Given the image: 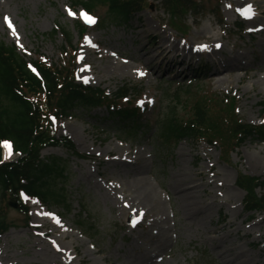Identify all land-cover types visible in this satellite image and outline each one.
<instances>
[{
	"label": "rangeland",
	"instance_id": "obj_1",
	"mask_svg": "<svg viewBox=\"0 0 264 264\" xmlns=\"http://www.w3.org/2000/svg\"><path fill=\"white\" fill-rule=\"evenodd\" d=\"M71 1L6 0L3 7H0V39L8 44H15L28 60L38 57L58 63L65 56L61 53L64 37L61 33L55 37L47 34L57 23L68 26L74 32V37L72 46L66 48L67 56L76 55L77 80L87 85L105 88L111 95L124 84L136 87L138 92L129 95L130 102L133 103L138 97L137 105L142 113L141 122L148 120L151 123L145 124L141 128L142 132L137 131L133 136L123 135L116 129L113 117L107 116L104 107L95 109L89 115L78 113L76 117L55 122L60 135L73 139L70 134H77L79 144L73 141L76 149L83 154L82 157L75 156L61 146H50L42 151L44 157L56 155L68 161L69 179L66 189L71 201V211L66 212L61 206L46 207L37 200H29L22 196V202L29 208L26 214L22 211V205L10 204L17 200L2 201L0 197V207L5 209L7 222L10 224L9 229L0 234V264H45L40 260L41 251L33 247L34 233L36 231L41 233L45 229L37 225L39 221L35 213L43 214L52 223L62 226V230L56 232L55 236L61 238L65 234H73L82 243L81 250L87 249L91 261L96 260L99 264H102V256L113 254V258L118 255L122 260L134 261L139 256L141 248L153 252L162 246L165 248L163 251H167L163 261L152 264H224L213 251L210 241L211 230L232 220L236 222L241 234L248 230L251 232L244 238L237 234L235 226L226 227L219 233L220 235L217 234L224 236L222 242L224 244H220L219 248L223 247L222 245H234L242 252L244 250L251 264H264V236H261L260 228L251 229L254 222L260 219H263L264 224V213L260 211L249 213L244 210L245 190L237 182L240 172L264 178V168L254 170L246 160L248 153L256 152L260 148L264 150V143L249 138L241 147H236L228 157L222 156L218 144L210 145L203 140L184 139L175 148L160 151L159 144L155 142L154 125L159 109L167 101L166 92L173 93L176 90L181 95L182 104L178 107L180 116L185 117L189 114L186 104L192 103L198 96L204 94L217 98L234 96L237 101L238 117L246 122L258 124L262 121L259 102L264 99V83L253 88L256 77L238 82L235 76L238 73H246L244 69L231 72L230 83L221 81L227 73H223L219 78L213 74L212 69L194 70L205 64L204 61L199 65H191L184 74L176 75L177 68L184 69L188 66H178L171 71H165L167 60L161 62L158 59L152 64L156 68V73L152 74L144 61L127 59L116 50L117 47L120 52H133L138 48L141 39L135 28L140 22L139 18L151 23L152 34H158L159 39H163L162 35L165 34L166 39L181 42L184 46L186 43L184 40L190 43L196 40V31L202 26H211L215 33L220 32L217 16L223 14L225 22L223 25L231 30L229 32L224 27V32L230 33L232 39L228 42L225 38L222 43L229 49L233 44H237L239 49L248 52L249 58L247 61L244 59L249 65L248 72L264 76V71L256 69L261 57L254 54L258 52L263 56L264 47L257 39L253 40L246 34L240 38L235 33L239 29L236 22L238 19L241 20L246 14L259 18L253 1L248 0L251 4L250 12L242 11L245 10L240 5L242 0H223L218 9L220 12L212 13L209 9L217 1L205 0L197 14L187 12L175 18L164 10L162 0H148L147 8L136 13L128 24H116L108 20L106 6L94 10L93 15L97 16L100 22L95 23L94 19L93 23H89L81 15L84 10L81 7H72ZM69 9L76 15H70ZM5 16L10 18L15 34L5 22ZM79 23L87 27V34L83 39L80 38L77 26ZM98 50L100 52L96 53ZM104 54L108 56H103ZM107 59L117 60L128 66L109 65ZM140 72L144 74L140 75ZM209 77L212 79H208ZM186 91H189V94H186ZM117 102L123 106L127 105L124 99ZM133 156L139 157L140 165H146L147 169L140 175L153 185L154 194L162 201L160 209L157 210L164 214L166 222L163 226L152 227L149 224L146 227L145 222L149 223L148 219L137 223L134 213L120 209L119 202L123 199L124 193L119 186L133 182L136 177L133 172L135 166L128 162ZM17 157V154L4 156L5 159ZM219 169H227L230 172L229 181L225 182L223 188L215 183L217 177L214 171ZM179 170L189 176L188 181L195 180L202 184V188L200 187L197 192V199L199 201L206 199L209 202L212 221L207 219L197 230L185 228L181 224L182 215L178 209V200L169 188L172 177L179 175ZM234 180L236 186L233 184ZM191 184L190 182L188 185ZM213 200L221 203L220 210L212 203ZM49 213L52 215H48ZM81 213H84L85 225L91 227V238L78 229L80 221L83 222L80 218ZM132 217L133 221L130 222ZM142 224H145V227ZM132 226H135L133 231ZM156 231L159 232L157 242L148 238L149 232L154 235ZM124 237L127 240L123 239ZM70 240L71 236L65 242ZM98 249H103L104 252H99ZM72 255L74 260L71 264H76L77 257L74 252ZM146 263L147 261L144 264Z\"/></svg>",
	"mask_w": 264,
	"mask_h": 264
},
{
	"label": "trees",
	"instance_id": "obj_2",
	"mask_svg": "<svg viewBox=\"0 0 264 264\" xmlns=\"http://www.w3.org/2000/svg\"><path fill=\"white\" fill-rule=\"evenodd\" d=\"M205 0H162V5L176 18L179 14H197ZM72 6H82L88 13L106 6L108 20L116 24H128L132 17L147 8L148 0H72ZM222 0H217L213 9H219ZM103 22V21H102ZM81 36L86 26L77 25ZM61 33L64 44L61 53L65 56L58 63H49L36 57L29 60L19 53L14 44L0 39V141H10L18 157L6 161L0 144V197L19 200L21 194L38 199L47 206H61L70 212L71 202L66 184L69 179L68 161L56 155L43 157L45 147L64 146L70 153L82 156L74 142L66 136H58L53 122L73 116L89 115L99 107H105L108 117H113L116 129L123 135H135L146 124L141 122V112L129 95L138 92L129 84L120 86L112 95L102 87H94L76 81V56H67V47L72 46L74 32L57 23L47 35ZM167 93L166 103L159 109L155 120L159 150L173 149L184 139L203 140L210 145L218 144L223 157L229 156L236 147L249 138L264 142V122L252 124L243 121L237 114L235 97L202 95L187 105L189 114L180 116L178 107L181 95L178 90ZM189 94V91H186ZM124 99L127 105L117 101ZM185 104V103H184ZM134 105V106H133ZM264 119V99L259 103ZM147 123L150 121L145 120ZM238 185L246 191L243 200L247 212H264V178L238 173ZM22 211L29 208L22 204ZM83 219L78 224L81 231L91 234ZM5 209L0 207V234L7 231Z\"/></svg>",
	"mask_w": 264,
	"mask_h": 264
},
{
	"label": "bare ground",
	"instance_id": "obj_3",
	"mask_svg": "<svg viewBox=\"0 0 264 264\" xmlns=\"http://www.w3.org/2000/svg\"><path fill=\"white\" fill-rule=\"evenodd\" d=\"M254 9L258 10L259 18L252 16L250 14H246L241 20L238 19L237 25L239 29L235 32L238 34L240 38H242L245 34L249 37L257 39L259 44L264 47V0H252ZM6 0H0V7H3ZM240 5L244 7L245 10L248 9V6H251L248 0L240 1ZM261 3H263L261 5ZM139 24L135 28L141 42L136 50L133 52H125L116 47V50L121 56L127 59H133L136 61H144L145 66L148 70L152 72V74L156 73V68L152 65L156 60H167V64L165 65V71H171L174 68H177L176 63L173 60L177 59L179 62L182 61L183 64H195L199 61H204L208 64L209 69H212L213 74L218 75L219 78L223 75V73H227L225 78H221V81L230 83L229 76L231 72L238 71L240 69H244L247 72L244 74H236L235 78L238 82H244L247 79H254L256 77V81L253 83L252 87L256 88L258 84L264 83V76L257 75V73L248 72L246 59L249 58V54L246 51H243L237 47V44H233L231 49L226 48V46L222 43L223 39H227V41H231L232 35L230 33L224 32L227 29L223 24L225 22H221L218 20V24L220 27V32L215 33L212 30V27L202 26L200 30L196 31V40L190 43L187 40H184L182 46L181 42L172 41L166 39V35H162L163 39H159L157 35L152 34V25L141 18ZM222 24V25H220ZM231 32L230 29H227ZM98 50L96 53H99ZM255 56H260L259 65L256 66L258 71H264V55L261 56L258 52H254ZM103 56H108L104 54ZM110 57V56H109ZM110 59V58H109ZM109 65H122L123 63L118 62L117 60H109ZM245 59V60H244ZM247 61V60H246ZM127 67V64L122 65ZM188 66L187 68H189ZM185 69V68H184ZM183 68H177L176 75L180 73H184ZM186 70V69H185ZM183 71V72H181ZM208 79H212L209 77ZM249 95L246 96L248 98ZM72 132L73 127H72ZM75 134V132H74ZM73 140L79 144V138L77 134H70ZM3 152L5 155H8L7 150L4 148ZM246 160L252 169H263L264 168V150L260 148L256 152L248 153ZM129 164L135 166L133 168V172L135 174V179L132 182H128L127 185L119 186V189L123 191L124 196L123 199L119 202L120 209L124 212L134 213L136 216V222L142 223L143 220H149V223H146L149 226L151 224L152 227L163 226L166 222L164 219V214L157 209H160L162 205V201L157 198V195L153 192V185L150 182H147L145 177L140 175L144 170H146V165L139 163V157L133 156L128 159ZM136 165H138L136 167ZM229 171L227 169H219L214 171V175L217 177L215 183L223 188L225 186V182L229 181ZM179 175H174L172 177L169 188L173 191L176 199L178 200V209L182 215L181 224L185 228H193L195 230L199 229L204 225L207 219L212 221V217L209 214V202L206 199L199 201L197 199V192L202 187L201 183H197L195 180L188 181L189 176L186 173H181V170L178 172ZM191 185H188L189 183ZM233 184L236 186L235 180ZM118 187V186H117ZM201 187V188H200ZM237 188V187H236ZM232 189H229L231 191ZM214 199V197H212ZM216 207L221 208V203L217 200L212 201ZM36 219L39 221L38 226L45 228L43 232L36 231L34 234V244L33 247H36L39 251H41L42 258L40 259L45 264H71L73 262L74 257L72 252L75 253L77 260L76 264H99L98 261L89 258V251L81 250L82 243L79 242L78 238H75L74 235L65 234L61 238L55 236V233L62 230V226L59 224L52 223L49 218L44 216L43 214L35 213ZM246 219V218H245ZM244 219V220H245ZM145 224H142L145 227ZM235 226L237 234L240 237H247V235L251 231H246L241 234L239 231V227L236 226V222L229 220L223 225L216 226L211 230L212 237L210 238L211 245L213 251L216 253L217 258L224 262V264H251V260L247 257L244 250L243 252L239 250L234 245H222L220 244L224 241V236H217V234L221 233L226 229V227ZM126 227V225H125ZM135 226L131 227L133 231ZM253 228L261 229V236H264V224L263 219L254 222ZM158 231L156 233L151 234L148 233V238L155 239L158 236ZM220 235V234H219ZM71 236V240L69 242H65V240ZM123 239L127 240L126 237ZM162 242V241H161ZM160 243V242H159ZM252 243V242H251ZM255 245V244H253ZM165 248L162 246L158 251H149L146 248H141L139 250V256L134 261L122 260L118 255L113 258V254L111 256H102V264H134L135 262L138 264H152L155 262L161 263L164 259V255L167 251H163ZM99 252H104L103 249H98ZM150 260V261H148Z\"/></svg>",
	"mask_w": 264,
	"mask_h": 264
},
{
	"label": "snow or ice",
	"instance_id": "obj_4",
	"mask_svg": "<svg viewBox=\"0 0 264 264\" xmlns=\"http://www.w3.org/2000/svg\"><path fill=\"white\" fill-rule=\"evenodd\" d=\"M242 11H246V12H250L251 11V6H248L247 10H242ZM69 14L75 16L76 13L71 12V10L69 9ZM81 15H83V17L89 22V23H93L94 22V18L89 16L86 12H82ZM5 22L8 24L9 28L13 29V32L15 34V30H14V26L10 20L9 17L5 16L4 17ZM90 42V41H89ZM22 46V45H21ZM140 75H143V72L139 73ZM53 120L55 119L54 117L52 118ZM0 144L3 145V147L7 150L8 155L10 156L12 154V146H11V142L10 141H0ZM48 215H52L51 213H49Z\"/></svg>",
	"mask_w": 264,
	"mask_h": 264
},
{
	"label": "water",
	"instance_id": "obj_5",
	"mask_svg": "<svg viewBox=\"0 0 264 264\" xmlns=\"http://www.w3.org/2000/svg\"><path fill=\"white\" fill-rule=\"evenodd\" d=\"M12 206H17V203H11Z\"/></svg>",
	"mask_w": 264,
	"mask_h": 264
}]
</instances>
